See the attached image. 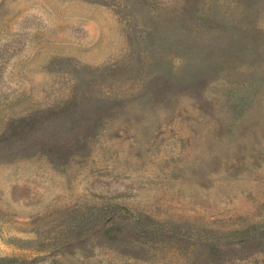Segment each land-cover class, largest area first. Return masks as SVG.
I'll return each instance as SVG.
<instances>
[{
    "label": "rangeland",
    "instance_id": "obj_1",
    "mask_svg": "<svg viewBox=\"0 0 264 264\" xmlns=\"http://www.w3.org/2000/svg\"><path fill=\"white\" fill-rule=\"evenodd\" d=\"M0 264H264V0H0Z\"/></svg>",
    "mask_w": 264,
    "mask_h": 264
}]
</instances>
